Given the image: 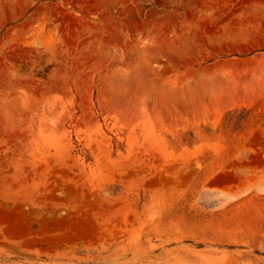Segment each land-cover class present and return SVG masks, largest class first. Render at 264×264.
<instances>
[{
	"label": "rangeland",
	"instance_id": "rangeland-1",
	"mask_svg": "<svg viewBox=\"0 0 264 264\" xmlns=\"http://www.w3.org/2000/svg\"><path fill=\"white\" fill-rule=\"evenodd\" d=\"M0 264H264V0H0Z\"/></svg>",
	"mask_w": 264,
	"mask_h": 264
}]
</instances>
